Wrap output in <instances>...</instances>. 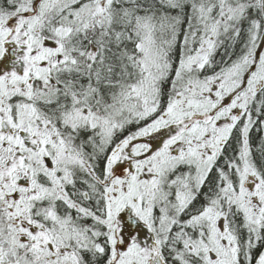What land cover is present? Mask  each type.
Here are the masks:
<instances>
[{
	"label": "snow or ice",
	"instance_id": "snow-or-ice-1",
	"mask_svg": "<svg viewBox=\"0 0 264 264\" xmlns=\"http://www.w3.org/2000/svg\"><path fill=\"white\" fill-rule=\"evenodd\" d=\"M0 264H264V0H0Z\"/></svg>",
	"mask_w": 264,
	"mask_h": 264
}]
</instances>
